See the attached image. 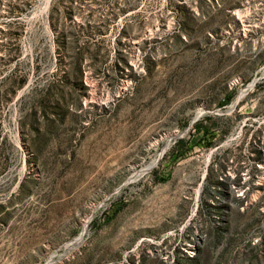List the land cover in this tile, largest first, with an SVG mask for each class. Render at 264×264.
<instances>
[{"label":"rangeland","instance_id":"rangeland-1","mask_svg":"<svg viewBox=\"0 0 264 264\" xmlns=\"http://www.w3.org/2000/svg\"><path fill=\"white\" fill-rule=\"evenodd\" d=\"M0 264H264V0H0Z\"/></svg>","mask_w":264,"mask_h":264}]
</instances>
